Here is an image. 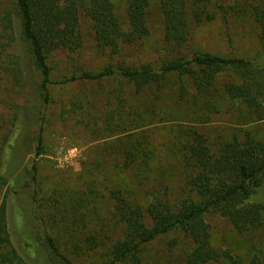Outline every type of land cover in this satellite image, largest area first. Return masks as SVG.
<instances>
[{"label": "trees", "instance_id": "1", "mask_svg": "<svg viewBox=\"0 0 264 264\" xmlns=\"http://www.w3.org/2000/svg\"><path fill=\"white\" fill-rule=\"evenodd\" d=\"M157 3L163 43L171 55L154 68L114 62L122 48L148 37V0H125L123 22L117 15L116 0H0V57L10 59L6 71L16 85L23 86L24 65L15 53L21 46L25 49L28 64L39 78L34 90L43 104L51 102L54 75L62 79V84L119 79L141 96L161 93L168 78L175 77L182 83V99L189 92L207 97L219 86L220 98L247 108L253 122L258 123L255 129L236 134L220 145L211 144L198 131L189 129L185 133L188 190L173 200L167 190L148 187L144 190V205L135 190L143 188L142 178L136 176L137 163L147 158L141 142H129L124 164L135 171L130 188H115L107 198H101L96 185L75 193L54 192L52 226L64 233L75 257L92 264H148L145 250L159 240L165 241L166 250L158 259H152L153 264H264L255 253L241 259L215 247L206 221L207 216L217 215L241 235L264 228V68L242 58L204 51L189 53L190 22L200 25L215 17L209 10L210 0ZM246 8L264 52V0H247ZM84 21L89 23L96 55L106 57L108 63L97 70L75 69L73 65L55 69L51 62L58 55L84 50L89 41ZM226 73L230 80L219 84ZM130 118L133 124H139L135 116ZM18 119L16 116L14 121ZM18 134L13 125L3 138L6 149L0 154V185L5 188L0 205V264H27L12 246L7 215L8 198L16 194L24 176L17 178L10 172L19 155L15 149ZM41 146L42 138L38 136L37 155L44 153ZM144 164L147 166V161ZM162 181L166 180L156 178L149 183ZM103 199L107 202L105 213L100 209ZM24 235V247L35 257V244L27 232ZM42 246L48 253V264H74L49 235H45Z\"/></svg>", "mask_w": 264, "mask_h": 264}, {"label": "rangeland", "instance_id": "2", "mask_svg": "<svg viewBox=\"0 0 264 264\" xmlns=\"http://www.w3.org/2000/svg\"><path fill=\"white\" fill-rule=\"evenodd\" d=\"M124 4L125 0H116L117 15L122 22ZM148 5V37L122 48L114 62L120 60L127 65L158 68L166 56L171 55L163 43L157 0H148ZM246 6L247 0H210L209 10L215 17L200 25L190 22L189 53L204 51L242 58L264 68L258 30ZM84 30L89 39L84 50L58 55L51 62L55 69L65 70V66L73 65L75 69L97 70L108 63L106 57L96 55L87 21H84ZM15 54L22 57L23 86L16 85L6 71L10 59L0 57V154L6 149L3 138L14 125L19 132L15 146L19 155L10 172L17 178L23 173L24 176L16 194L8 198V228L12 246L27 264H48V253L42 246L46 234L74 264H92V261L75 257L65 242L64 233L52 226L53 193H75L87 185H96L101 198H107L108 192L115 188H130L135 171L131 172L124 164V150L129 142H141L147 158L137 163L136 176L142 178L143 188L135 190L136 197L144 205V190L148 187L167 190L173 200L188 190L185 133L189 129L198 131L211 144L220 145L236 134L255 129L258 124L253 122L247 108L220 98L219 86L207 97L189 92L187 98L182 99L179 88L182 83L175 77L168 78L167 87L161 93L153 91L141 96L119 79L62 84V79L54 75L51 80L55 83L50 86L51 102L43 104L34 90L39 78L28 64L25 49L21 46ZM11 56L14 57V53ZM229 80L226 73L219 84ZM16 116L17 122L14 121ZM130 117L139 124H133ZM131 135L133 138H129ZM38 136L42 138L43 155L36 153ZM156 178L166 181L157 185L149 183ZM4 193L5 188L0 185V205ZM100 206L105 213L106 199L101 200ZM90 218L96 219L95 216ZM206 221L215 247L228 250L241 259L255 253L264 260V228L241 235L217 215L207 216ZM26 232L35 244V257L24 247ZM165 250L164 240L154 242L146 248L145 260L153 264L152 259H158Z\"/></svg>", "mask_w": 264, "mask_h": 264}]
</instances>
